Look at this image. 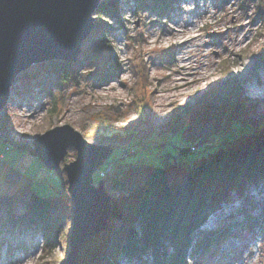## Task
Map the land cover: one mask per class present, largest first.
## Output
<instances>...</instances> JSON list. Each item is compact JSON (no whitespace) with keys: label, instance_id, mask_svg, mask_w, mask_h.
<instances>
[{"label":"rangeland","instance_id":"obj_1","mask_svg":"<svg viewBox=\"0 0 264 264\" xmlns=\"http://www.w3.org/2000/svg\"><path fill=\"white\" fill-rule=\"evenodd\" d=\"M101 4L103 10L112 9L99 11ZM92 17L94 26L76 59L30 64L15 78L11 102L0 112V194L12 196L9 213L0 206V264L21 259L58 264L69 250L74 205L63 162L48 168L21 147L30 149L32 140L50 127L68 123L88 141L112 146L111 159L121 155L136 162L142 156L160 163L163 152L175 153L170 145L175 143L176 151L188 149L182 160L192 165L212 145L238 142L244 133H264V0H99ZM177 29L197 36L187 46L188 55L198 60L187 70H174L179 68L174 59L184 57V48L169 47ZM185 71L194 80L174 86L173 79ZM226 76L235 84L225 87ZM231 84L240 101L228 97ZM30 112L42 124L29 137H20L18 129L30 120ZM75 156L76 149L69 146L64 161ZM108 157L93 171L92 182L102 179L115 198L122 193L104 181L113 163L105 162ZM171 175L183 177L176 171ZM32 190L57 203L48 238L42 223L25 219ZM223 198L217 204L220 211L205 214L188 242V264H264V176L245 179ZM208 229L225 232L227 239L200 252L198 230ZM151 260L148 253L139 261L119 256L120 264Z\"/></svg>","mask_w":264,"mask_h":264},{"label":"trees","instance_id":"obj_2","mask_svg":"<svg viewBox=\"0 0 264 264\" xmlns=\"http://www.w3.org/2000/svg\"><path fill=\"white\" fill-rule=\"evenodd\" d=\"M104 8L101 4L98 10ZM108 9L111 10L112 5L105 10L108 12ZM229 82L235 84L228 76L224 77L225 87ZM233 89L234 86L228 89L227 94L235 98L232 100L234 103L241 97ZM215 90L216 87L210 91ZM183 122L187 124L188 118H184ZM170 145L175 153L168 156L170 151L163 152L160 163L147 162L142 156L136 162L121 155L117 159L108 157L105 162L113 163L104 181L122 194L111 197L112 211L108 225L85 244L79 253V264H120V255L139 261L146 253L151 256L152 264H188V242L196 235L195 230L203 222L207 211L225 199L223 197L229 190L241 187L245 179L257 174L264 176V133H244L243 139L238 142L212 145L200 155L195 165L182 160L188 154L187 148L176 151L177 144ZM173 171L181 172L182 179L181 176L173 179ZM240 193H243L242 190ZM11 197V194H0V206L7 213L12 205ZM26 208L25 219L31 224L42 223L48 238L55 224L56 201L51 195L43 196L32 190L26 200ZM49 223L50 226H47ZM198 232L202 234L196 243L200 252H204L210 244L226 239L225 232L219 230Z\"/></svg>","mask_w":264,"mask_h":264},{"label":"water","instance_id":"obj_3","mask_svg":"<svg viewBox=\"0 0 264 264\" xmlns=\"http://www.w3.org/2000/svg\"><path fill=\"white\" fill-rule=\"evenodd\" d=\"M99 0H0V112L17 75L30 64L50 59L73 61L93 28L92 13ZM21 147L46 167L62 161L67 191L74 205L69 250L58 264H79L85 244L107 227L111 197L92 173L110 155L112 146L88 141L70 124L50 127ZM76 149L74 160L64 161L66 149Z\"/></svg>","mask_w":264,"mask_h":264},{"label":"bare ground","instance_id":"obj_4","mask_svg":"<svg viewBox=\"0 0 264 264\" xmlns=\"http://www.w3.org/2000/svg\"><path fill=\"white\" fill-rule=\"evenodd\" d=\"M184 34H185V36H184ZM173 37H174V40H173V38H172V40L174 42H171L169 47H172L174 50L176 48L178 50L180 49L179 51H181V49L184 48V50H183L184 51L183 52L184 57L182 59H179V58L178 59H174L175 61L178 62V66H179V68L176 67L174 70L177 71V70H180L181 68H182V70H187L191 66V64L193 62L198 60L195 57V55H188L191 47L187 46L188 43H190L191 41L195 40L197 38V36L195 34H192L190 31H182L180 29H177L176 31L173 32ZM180 73L181 74H180V77H179L178 80H177V78L173 79L174 86H176V85H186V84H189L191 81L194 80V77H186V75H187L186 71L185 72H180ZM112 75H114L116 77V76L119 75V73L112 71ZM98 84H99L98 87H100L101 89L103 88V86H105L104 83L102 82V79H101V81H99ZM9 102H11V98L9 99ZM18 102H20V101H18ZM93 105L95 106L96 103L94 102ZM27 114L30 116V120H28L26 125H23V126L20 125L21 128H19L18 132H17L20 135V137H24V138L25 137H29L30 135H32L42 124L40 119H37L36 121H34V118H35V116L37 114L35 115V114L31 113V112L27 113ZM71 116L75 117L76 113H72ZM0 134H2L1 129H0ZM104 187H105V184H104ZM219 209H220V206L216 204V206L214 208L209 209L207 211L208 212L207 215H210L213 212H214L213 214H217V212L220 211ZM226 239H227V237H226ZM78 261H79V256H78ZM25 263H26V259H21L18 262V264H25ZM28 264H30V263H28Z\"/></svg>","mask_w":264,"mask_h":264}]
</instances>
